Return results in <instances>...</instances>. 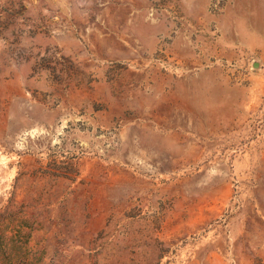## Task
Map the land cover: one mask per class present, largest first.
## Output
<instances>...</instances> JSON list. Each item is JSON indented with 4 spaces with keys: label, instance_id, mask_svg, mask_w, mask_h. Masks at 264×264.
Instances as JSON below:
<instances>
[{
    "label": "rangeland",
    "instance_id": "obj_1",
    "mask_svg": "<svg viewBox=\"0 0 264 264\" xmlns=\"http://www.w3.org/2000/svg\"><path fill=\"white\" fill-rule=\"evenodd\" d=\"M0 264H264V0H0Z\"/></svg>",
    "mask_w": 264,
    "mask_h": 264
}]
</instances>
